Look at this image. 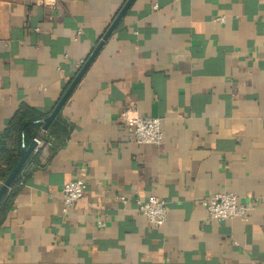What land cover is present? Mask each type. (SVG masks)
I'll return each mask as SVG.
<instances>
[{"label":"crops","instance_id":"0c3cea01","mask_svg":"<svg viewBox=\"0 0 264 264\" xmlns=\"http://www.w3.org/2000/svg\"><path fill=\"white\" fill-rule=\"evenodd\" d=\"M126 2L0 0V136L21 106L52 112ZM127 108L161 118L160 145L131 139ZM60 113L69 136L27 170L0 264H264V0H134ZM223 192L246 219L199 202Z\"/></svg>","mask_w":264,"mask_h":264},{"label":"built area","instance_id":"2783aa9c","mask_svg":"<svg viewBox=\"0 0 264 264\" xmlns=\"http://www.w3.org/2000/svg\"><path fill=\"white\" fill-rule=\"evenodd\" d=\"M157 7V6H156ZM219 20H224L220 17ZM86 60H82L78 64V70L82 68ZM130 134L131 139L137 143H147L152 145H160L163 140L162 121L156 116H141L133 108H127L120 115ZM44 128L42 132H45ZM37 141V152L44 142L40 138ZM83 171V170H82ZM87 184L80 175L67 182L62 189V211L68 214L72 206L81 200ZM204 205L212 218L217 220H226L235 217L247 218L249 211L253 208L251 204H245L240 201L239 196L234 192L215 193L209 197L199 201ZM137 209L139 212L154 226L160 227L168 220L169 207L165 200L155 196L146 198H137ZM104 225L103 222H99Z\"/></svg>","mask_w":264,"mask_h":264},{"label":"trees","instance_id":"16d2710c","mask_svg":"<svg viewBox=\"0 0 264 264\" xmlns=\"http://www.w3.org/2000/svg\"><path fill=\"white\" fill-rule=\"evenodd\" d=\"M48 115L32 107L21 106L0 136V188L20 161L23 145L29 146L35 138H40L54 149L68 138L69 125L63 120L62 113H59L46 131L42 132L44 120ZM41 152L42 148L30 155L0 199V229L14 207L16 195L26 181L27 170L34 169L40 163Z\"/></svg>","mask_w":264,"mask_h":264},{"label":"water","instance_id":"95a60500","mask_svg":"<svg viewBox=\"0 0 264 264\" xmlns=\"http://www.w3.org/2000/svg\"><path fill=\"white\" fill-rule=\"evenodd\" d=\"M133 1L134 0H127V2L123 6V8L120 10V12L116 16V18L114 19L112 24L109 26V28L105 32L104 36L102 37V39L100 40V42L98 43V45L96 46V48L94 49L92 54L86 60V62L84 63L82 68L79 70V72L77 73V75L75 76L73 81L70 83L69 87L64 92L63 96L61 97V99L59 100L57 105L54 107L52 112L45 118L44 127H43L44 130H46L49 127L51 122L56 118V116L60 113V111L62 110L64 105L67 103V101L71 97L73 91L78 86V84L80 83L84 74L86 73V71L88 70V68L90 67V65L92 64V62L96 58V56L98 55L99 51L103 47L104 43L111 36L113 31L116 29V27L118 26V24L120 23V21L122 20V18L126 14V12L128 11V9L131 6V4L133 3ZM36 147H37V141L36 140H33L29 146L23 145L20 161L18 162V164L16 165L14 170L11 172V174L9 175L7 180L3 183V185L0 188V199L5 194L7 189L10 187V185H11L12 181L14 180V178L16 177V175L19 173V171L26 164L30 155L35 151Z\"/></svg>","mask_w":264,"mask_h":264}]
</instances>
